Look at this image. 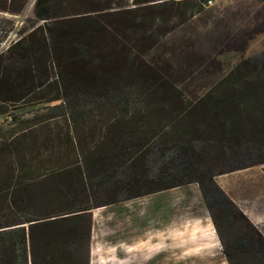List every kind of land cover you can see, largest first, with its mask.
<instances>
[{"label":"trees","instance_id":"16d2710c","mask_svg":"<svg viewBox=\"0 0 264 264\" xmlns=\"http://www.w3.org/2000/svg\"><path fill=\"white\" fill-rule=\"evenodd\" d=\"M54 2L36 0L34 10L51 24L52 34H61L60 46L78 53L102 46L101 40L113 34L87 18L59 19ZM118 54L85 74L92 80L57 89L48 100L60 101L52 106L55 112L31 126L64 120L62 133L44 127L31 133L44 138L35 142L42 145L39 153L64 148L75 160L40 182L26 179L29 171L15 178L11 169L0 180V264H30L33 253L39 255L33 264H89L81 261L92 240L89 195L106 190L112 196L100 205H108L193 182L208 209L223 212L230 223L234 211L241 221L234 246L238 261L226 251L229 263L264 264V234L216 181L222 173L264 164V50L241 59L193 96L138 55ZM30 138L21 133L0 140V158L20 155ZM38 188L46 208L34 214L25 202ZM13 200L19 212L9 209ZM62 200L69 207L56 210Z\"/></svg>","mask_w":264,"mask_h":264},{"label":"rangeland","instance_id":"374dc122","mask_svg":"<svg viewBox=\"0 0 264 264\" xmlns=\"http://www.w3.org/2000/svg\"><path fill=\"white\" fill-rule=\"evenodd\" d=\"M208 1L55 0L53 11L59 19L87 18L113 30L101 40L102 46L77 53L60 46L61 34H52L51 24L37 18L36 0H0V140L21 133L32 138L20 155L0 158V180L11 169L18 174L15 178L29 171L26 179L40 182L44 174L75 160L64 148L39 153L42 145L35 142L44 138L31 133L41 127L62 133L67 129L64 120L31 126L55 112L52 106L60 101L48 100L57 89L92 80L85 74L118 58L119 51L126 58L138 55L137 60L193 96L241 59L264 50V0ZM216 181L264 234V164L222 173ZM20 193L28 197L26 191ZM41 193L39 188L33 192L26 210L37 214L46 208ZM111 196L101 189L88 197L94 207L92 240L90 252L82 251V262L116 264L114 259L132 260L137 250L143 258L130 264H230L226 251L238 261L234 246L241 221L234 211L230 223L223 212L208 209L197 182L101 207V200ZM69 204L62 200L54 208ZM6 209L19 208L13 200ZM36 256L29 257L30 264Z\"/></svg>","mask_w":264,"mask_h":264},{"label":"crops","instance_id":"0c3cea01","mask_svg":"<svg viewBox=\"0 0 264 264\" xmlns=\"http://www.w3.org/2000/svg\"><path fill=\"white\" fill-rule=\"evenodd\" d=\"M117 203H113V204H108V205H102L101 207H108V206H112V205H115ZM93 215V214H92ZM93 217V216H92ZM132 243H128V245H131ZM135 250V248L133 249V251ZM119 252V248L117 250V253ZM143 258V254L140 250H137L136 251V255L135 257L133 256V259H124V260H117V259H114L113 262H115L116 264H130V263H133V262H136L137 260L139 259H142Z\"/></svg>","mask_w":264,"mask_h":264},{"label":"built area","instance_id":"2783aa9c","mask_svg":"<svg viewBox=\"0 0 264 264\" xmlns=\"http://www.w3.org/2000/svg\"><path fill=\"white\" fill-rule=\"evenodd\" d=\"M208 2H209L210 4H212L213 1H212V0H209Z\"/></svg>","mask_w":264,"mask_h":264}]
</instances>
